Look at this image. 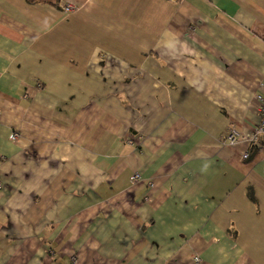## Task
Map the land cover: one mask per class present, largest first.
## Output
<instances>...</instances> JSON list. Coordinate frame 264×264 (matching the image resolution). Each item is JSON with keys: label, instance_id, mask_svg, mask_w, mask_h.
Returning <instances> with one entry per match:
<instances>
[{"label": "crops", "instance_id": "1", "mask_svg": "<svg viewBox=\"0 0 264 264\" xmlns=\"http://www.w3.org/2000/svg\"><path fill=\"white\" fill-rule=\"evenodd\" d=\"M263 85L264 0H0V264H264Z\"/></svg>", "mask_w": 264, "mask_h": 264}, {"label": "built area", "instance_id": "2", "mask_svg": "<svg viewBox=\"0 0 264 264\" xmlns=\"http://www.w3.org/2000/svg\"><path fill=\"white\" fill-rule=\"evenodd\" d=\"M67 10L72 11L74 10V8L72 6H68ZM261 91L262 92L260 94L256 95V100L259 103L260 121L253 129L252 133L246 136H242L236 129H231V131L226 135L227 139L232 145H235L236 142H238L241 139H244L249 143L250 149L247 152H245L242 156V159L244 161L250 159L253 153L252 150L259 145L261 139L264 140V85L262 86ZM18 136H19L18 133L14 132L11 136V140L16 141ZM139 179H140V175L136 174L133 178V181L136 182ZM195 260L199 262V258H196Z\"/></svg>", "mask_w": 264, "mask_h": 264}, {"label": "trees", "instance_id": "3", "mask_svg": "<svg viewBox=\"0 0 264 264\" xmlns=\"http://www.w3.org/2000/svg\"><path fill=\"white\" fill-rule=\"evenodd\" d=\"M27 2L30 3V4L44 3V4L52 5L54 7L61 8V5H62L63 0H27ZM263 145H264V140L261 139L260 142H259V145L256 146L253 149V153H256L260 149H262V147H264Z\"/></svg>", "mask_w": 264, "mask_h": 264}, {"label": "rangeland", "instance_id": "4", "mask_svg": "<svg viewBox=\"0 0 264 264\" xmlns=\"http://www.w3.org/2000/svg\"><path fill=\"white\" fill-rule=\"evenodd\" d=\"M67 9H68V6L66 7V11H67V12H72V11H68ZM252 152H253V150H252Z\"/></svg>", "mask_w": 264, "mask_h": 264}]
</instances>
